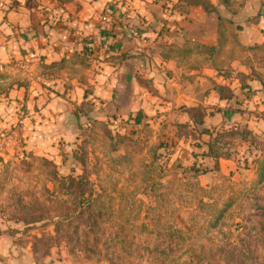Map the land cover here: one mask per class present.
Segmentation results:
<instances>
[{"label":"rangeland","instance_id":"374dc122","mask_svg":"<svg viewBox=\"0 0 264 264\" xmlns=\"http://www.w3.org/2000/svg\"><path fill=\"white\" fill-rule=\"evenodd\" d=\"M138 1L158 6L152 8L155 24L117 7L123 2L135 10ZM116 2L112 13L98 14L96 32L85 41L90 46L78 42L81 49L71 59L48 66L23 60L0 69V99L25 89L12 99L13 123L0 131V231L11 244L12 259L15 264H264V134L248 127L250 112L233 110L241 119L232 120L228 107L223 111L213 104V91L228 100L232 90L212 88L210 82L204 95H188V108L162 102L160 108L129 114H118L117 92L109 102L94 94L104 66L121 63L106 55L112 50L107 37L123 35L140 48L138 57L165 58L173 52L164 45L177 6L183 11L201 6L208 15L214 6L208 0ZM20 5L0 0L2 11ZM5 23L1 13L0 24ZM222 51L223 69L235 53L247 64V55L257 52ZM42 70L61 71L65 92L55 97L70 98L72 81L86 87L82 101L67 103L54 127L40 124Z\"/></svg>","mask_w":264,"mask_h":264},{"label":"crops","instance_id":"0c3cea01","mask_svg":"<svg viewBox=\"0 0 264 264\" xmlns=\"http://www.w3.org/2000/svg\"><path fill=\"white\" fill-rule=\"evenodd\" d=\"M36 1H40V6L35 5ZM208 1L215 8L211 15L201 6H190V9L185 11L177 6L175 13L179 14H174L172 21L167 24L169 31L165 36L167 43L164 45L168 51L173 52L165 58H162L160 53L138 57L136 55L142 51H136L140 48L132 46L123 35L114 33V38L107 37V45H110L112 50L106 55L115 56L117 62L121 63H117L115 67L110 64L103 65L106 68V76L102 74L98 78L94 94L109 102L114 91L117 92L118 114H122L124 110L129 111V114L130 110L160 108L159 104L162 102L168 105V108L176 104V107L184 104L188 108V95L193 91L203 92L204 95L207 83L212 82V88L222 85L232 90V97L228 100L220 99L213 91V104L218 109H224L223 111L228 107L233 114L232 120L241 119L236 111L232 112L233 110L243 109L250 112L246 120L248 127L255 132L260 129V134L263 135L264 0ZM19 2V7H4L3 11L0 10V14L4 13L8 19V23L0 24V69L8 68L10 63L17 66L24 62L38 61L40 65L48 66L71 59L74 53L81 49V43L78 42L82 41L84 45L90 46L85 41L96 32L98 14L103 11L112 13L111 10H116L114 5L117 3L116 0H73L64 4L58 0ZM133 4L135 10L123 2L117 7L126 11L130 17L141 16L145 21L149 20L155 24L152 13L157 15V11L152 8H158L157 5H146L144 2ZM146 22L148 24V21ZM117 30L120 32L122 29ZM158 39L157 43L160 42V37ZM152 47L155 48V45ZM222 47L230 50L235 47L249 53L260 52L259 55H255L257 52L247 55V64H242L235 53L223 69L218 66L221 55L226 52L222 51ZM23 60L25 61L21 63ZM258 62L261 64L259 67L256 64ZM60 74L61 71L54 70L40 72V105L37 106L40 109L42 126L59 125L64 118L63 113L68 109L67 103L71 100L82 101L83 88L86 87L75 81L68 87L70 98L55 97L65 92L62 91L64 82ZM222 77L230 79L222 81ZM241 78L242 82L237 80ZM145 83L147 85H144ZM240 91L248 94V97L241 95ZM24 93L25 89L19 87L10 92L8 97L5 98L4 95V99H0V131L13 123L12 99H20ZM162 95L164 101L159 100ZM28 108L30 109V104ZM223 111L220 112L224 116L226 113ZM247 112L243 114L246 115ZM10 248L6 233L0 231V264H15Z\"/></svg>","mask_w":264,"mask_h":264},{"label":"trees","instance_id":"16d2710c","mask_svg":"<svg viewBox=\"0 0 264 264\" xmlns=\"http://www.w3.org/2000/svg\"><path fill=\"white\" fill-rule=\"evenodd\" d=\"M238 112H240L239 110H237ZM207 152H208V154H209V149L207 148ZM205 156V155H204Z\"/></svg>","mask_w":264,"mask_h":264}]
</instances>
